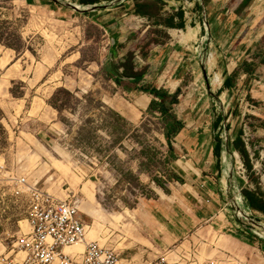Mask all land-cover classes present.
<instances>
[{"label": "rangeland", "instance_id": "rangeland-1", "mask_svg": "<svg viewBox=\"0 0 264 264\" xmlns=\"http://www.w3.org/2000/svg\"><path fill=\"white\" fill-rule=\"evenodd\" d=\"M110 35L111 31L76 9L60 11L49 1L0 0V256L19 263L26 256L17 242L30 232V198L16 179L38 183L62 201L77 202L88 226L87 241L100 245L107 241L101 239V229L105 235L112 227L126 235L136 230L132 211L154 190L192 194L187 186L191 175L167 180L174 169L160 113L147 109L140 117L138 111L135 117L127 114L137 107L140 93H129L127 81L119 85L112 78ZM167 40L165 29H148L145 41L125 45L128 54L124 62L116 61L117 69L124 71L128 57L135 67L138 51L147 53L151 44ZM161 62L149 65L152 86H167L161 83L166 70L159 69ZM174 62L171 73L176 74L170 85L178 80V103L173 108L178 119L187 130L202 125L211 130L206 120L211 122L214 109L208 101L216 102V113L229 114L231 128L222 133L229 145L244 130L252 168L232 148L236 182L228 187L229 202L222 206L219 221L196 229L191 236L197 244L171 253L167 263L264 264V214L254 212L243 194L248 189L264 197V101L256 103L255 114L243 116L239 106L232 112L219 104L222 94L215 96V76L210 79L208 74L210 91L194 61L184 60L183 67L180 60ZM163 63L166 66L167 61ZM147 96L139 98L137 105L142 106ZM201 114L205 122L199 125L195 122H202L196 119ZM234 194L241 195V206L233 203ZM225 216L233 226L221 224ZM84 250L80 244L66 252L80 256Z\"/></svg>", "mask_w": 264, "mask_h": 264}, {"label": "crops", "instance_id": "crops-1", "mask_svg": "<svg viewBox=\"0 0 264 264\" xmlns=\"http://www.w3.org/2000/svg\"><path fill=\"white\" fill-rule=\"evenodd\" d=\"M33 1H49L60 11L74 10L69 5L72 9L62 5L60 0ZM67 1L80 6L81 16L111 31L109 58L115 66L117 60H125L129 49L124 53L125 45L145 41L150 28L166 30L168 40L165 43L156 46L151 44L146 49L147 53H136L138 60L134 71L143 75L140 81L134 83L128 78L121 79L122 83L127 81L126 91L131 94L140 93L137 101L143 95L147 96L141 89L151 85L152 66L149 65L153 61H167L166 66L163 62L159 66V69L166 67L161 83L167 86L155 87L173 93L179 87L178 80H174L176 83L173 87L170 85L176 74V71L171 73L176 65L174 61L180 60L179 66L183 67L186 59L199 66V75L203 77V67L199 62H205L210 79L215 76V81H212L215 96L217 93L223 95L224 100L218 97L219 104L223 103L232 112L239 106L244 109L243 116L246 112L255 114L252 110L258 109L259 104L256 103L264 101V58L261 57L264 44V0H99L95 4H83L79 0ZM153 5L155 10L152 13L141 14L137 11L141 6ZM138 32L141 34L137 35ZM245 63L246 70L243 68ZM193 71L196 74L198 72L196 68ZM119 72L124 75L123 69L120 68ZM216 76L219 82H216ZM149 98L147 96L141 100L142 106L137 105L136 101L137 107L133 112L129 109L127 114L135 117L134 112L138 111L140 117L149 108L153 96ZM235 100L239 105L235 104ZM208 103L214 109L211 122L206 120L211 130H205L202 125L190 131L184 123V128L171 137L169 142L172 147L170 157L174 156L171 158L174 172L181 177L192 176L191 183L187 185L192 194L185 196L174 190L172 193L164 189L154 190L153 196L143 198L132 211L131 224L136 227L134 232L126 235L112 227L108 228L109 234L105 235V230L101 229V239L107 240L105 246L115 249L123 261L146 264L164 258L167 262L166 258L171 253L178 254V250L182 253L188 245L194 247L197 244L193 243L191 236L196 229L209 228L219 221L222 206L229 202L228 187L231 182H236L235 165L232 162V144L231 154L224 150L218 157L215 153L218 136L224 143L226 139L224 134L214 128L217 116L223 112H215L216 102L213 105L210 101ZM224 115L228 124V111ZM196 119H202V122H195L199 125L205 122L203 114ZM195 182L199 183L198 188ZM220 222L222 225L233 226L229 217Z\"/></svg>", "mask_w": 264, "mask_h": 264}, {"label": "built area", "instance_id": "built-area-1", "mask_svg": "<svg viewBox=\"0 0 264 264\" xmlns=\"http://www.w3.org/2000/svg\"><path fill=\"white\" fill-rule=\"evenodd\" d=\"M16 180L30 198L27 216L30 232L17 242L26 256L19 263L1 255L0 264H132L123 261L115 249L87 241L88 226L80 215L77 202L62 201L40 188L38 183H28L25 178ZM80 244L85 245L80 256L66 252L67 248ZM146 264L167 262L161 258Z\"/></svg>", "mask_w": 264, "mask_h": 264}, {"label": "trees", "instance_id": "trees-1", "mask_svg": "<svg viewBox=\"0 0 264 264\" xmlns=\"http://www.w3.org/2000/svg\"><path fill=\"white\" fill-rule=\"evenodd\" d=\"M80 3L83 4H91V3H98L99 0H79ZM155 10V6L152 7L149 6H141L138 12L141 14H145L147 12L152 13L151 11ZM124 68V76L130 78L134 83H138L140 79L143 77L142 74H139L134 71V67L131 64L130 57L127 58V62L122 66ZM244 70L247 68V64L245 63L243 65ZM113 75V74H112ZM115 82L119 85L122 84V80L113 75ZM142 92L149 94L153 96V99L151 100V103L148 108V112L151 114H155L156 112H159L163 122H164V133L165 137L168 142H170L171 137L176 136L185 126L184 122L180 119H178L177 115L173 112L174 105L178 103V91L176 93L172 94L166 89H157L155 86H147L143 87L141 89ZM227 118V117H226ZM221 113L217 116V119L214 123L215 130H219V133L222 134L224 131L229 130L231 128L230 124H227L225 126V119H226ZM244 130L241 128L239 130L238 136L233 141L232 148L237 151L243 161L245 162V165L247 168H252V163L249 159V151L246 148L245 141L243 139ZM217 146L215 147V153L218 157L221 156L222 151H224V145L225 143L223 140L218 136V142ZM169 148L172 150V147L169 143ZM229 150H231V147H229ZM173 159L174 156H171ZM182 180V177L179 176L175 172H171L167 178V180ZM161 186H163L161 183H159ZM244 196L247 199V202L249 204V207L256 213L264 214V197L259 191H253V190H245L243 191Z\"/></svg>", "mask_w": 264, "mask_h": 264}, {"label": "water", "instance_id": "water-1", "mask_svg": "<svg viewBox=\"0 0 264 264\" xmlns=\"http://www.w3.org/2000/svg\"><path fill=\"white\" fill-rule=\"evenodd\" d=\"M60 2H62L64 5H69L71 6L72 8L76 9V10H79L80 11V6L78 4H70L67 0H60ZM87 9H90L89 6H87ZM111 67H112V71L113 73L119 77L120 79H124V78H128V77H125L124 75H122L119 70L117 69V67L114 65L113 61L111 60ZM201 67H203V74H204V78H205V82L207 84V87L208 89L211 91V84H210V81H209V78H208V74H207V70H206V65H205V62L201 63ZM130 79V78H128ZM212 93V92H211ZM224 115V113H223ZM224 117L226 118V116L224 115ZM225 123V126L227 125V118L225 119L224 121ZM227 131V130H226ZM226 139H225V145H224V150L226 153L228 154H231L230 150H229V138H227V135L225 136ZM232 183V182H231ZM236 191V190H235ZM239 190L237 189L236 193H238ZM240 194V193H239ZM240 198V200H239ZM232 201L234 204L236 205H239L241 206V195H237V194H234L233 197H232Z\"/></svg>", "mask_w": 264, "mask_h": 264}, {"label": "bare ground", "instance_id": "bare-ground-1", "mask_svg": "<svg viewBox=\"0 0 264 264\" xmlns=\"http://www.w3.org/2000/svg\"><path fill=\"white\" fill-rule=\"evenodd\" d=\"M239 200H240V198H239Z\"/></svg>", "mask_w": 264, "mask_h": 264}]
</instances>
